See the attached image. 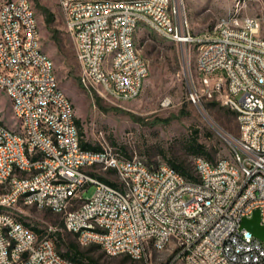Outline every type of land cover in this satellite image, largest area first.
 Here are the masks:
<instances>
[{
    "label": "built area",
    "instance_id": "2783aa9c",
    "mask_svg": "<svg viewBox=\"0 0 264 264\" xmlns=\"http://www.w3.org/2000/svg\"><path fill=\"white\" fill-rule=\"evenodd\" d=\"M66 28L75 40L79 82L101 95L127 100L138 97L150 72L139 49L130 50L133 27L145 23L130 14L131 3H142L161 16L182 41L198 44L183 0H56ZM129 6L120 15L119 6ZM179 14L187 15L180 24ZM242 18L244 19L242 21ZM257 15H222L215 23L210 49L196 65L200 88L189 92L194 102L217 100L235 113L240 134L231 154L250 164L256 181L230 164L221 168L198 160L191 181L179 180L172 170H152L138 156L117 158L112 146L85 149L81 145L75 106L61 88L53 58L42 48V36L31 0H0V89L9 96L22 130L0 120V264H82L64 257L48 229L43 235L19 219V202L49 208L63 216L65 230L82 244L97 243L107 252L148 259L153 249L174 248L162 264H264V239L242 225L260 210L264 225V32ZM228 29L225 49H218L216 32ZM122 44L121 53L111 45ZM242 47L232 84L234 94L222 91L229 53ZM104 54L112 64L103 65ZM215 58H223L215 70ZM255 72V80L240 76ZM173 104L170 96L162 107ZM196 157V156H195ZM197 158V157H196ZM113 171L114 183L90 166ZM126 182V189H116ZM86 184L93 193L82 197ZM55 230V228H54ZM174 246V247H173Z\"/></svg>",
    "mask_w": 264,
    "mask_h": 264
},
{
    "label": "rangeland",
    "instance_id": "374dc122",
    "mask_svg": "<svg viewBox=\"0 0 264 264\" xmlns=\"http://www.w3.org/2000/svg\"><path fill=\"white\" fill-rule=\"evenodd\" d=\"M31 1L39 22L42 48L55 62L59 84L72 100L77 117L81 119L84 140L93 145H111L122 154L141 157L152 165L173 166L168 163L172 160L184 162L190 173H194L195 156H200L194 150L197 144H201L211 157H217L212 161L231 157L232 145L240 134L235 112L217 100L201 98L194 102L189 99V92L195 87L200 88V75L196 68L198 52L195 48L179 46L147 25L138 27L136 46L148 60L150 72L138 97L118 100L88 90L79 82L75 40L66 28L56 0H38L54 14L50 23L45 21L36 0ZM183 2L192 29L200 32L199 35L215 34L218 18L229 13L257 15L262 22L258 35L264 32V0ZM224 79L223 75V92L226 89ZM164 96L173 99L171 106H161ZM0 120L16 130H22L13 114L9 96L1 89ZM89 168L94 173L116 179L113 171L103 172L97 165ZM94 189L95 184H86L85 190L80 193L82 197H88ZM15 208L18 216L25 221L46 232L52 228L51 237L61 251L76 244L89 256L95 257L99 264H162L174 250L171 246L163 250L153 249L148 252L147 260L132 261L126 254L106 253L97 243L82 244L76 234L63 228L62 214L49 208H37L23 202Z\"/></svg>",
    "mask_w": 264,
    "mask_h": 264
},
{
    "label": "bare ground",
    "instance_id": "6f19581e",
    "mask_svg": "<svg viewBox=\"0 0 264 264\" xmlns=\"http://www.w3.org/2000/svg\"><path fill=\"white\" fill-rule=\"evenodd\" d=\"M120 15H129V6L120 5L119 6ZM130 14H139L141 20L145 23H155V24H146L151 27L163 37L169 39L173 43L179 45V39H174L176 37V29L174 27H169L168 24L161 19V16H153L150 13V10L146 5L142 3H131L130 5ZM180 24H187V15L179 14ZM138 27H133L132 33L129 35V48L130 50H137L135 34ZM215 34L207 36V34L198 35V44L192 43L191 41H182V47L195 48L198 52L197 64L199 63V56L207 53L210 49V40L213 39ZM228 39V29H219L216 32V43L218 49H225ZM112 53H121L122 44L111 45ZM242 56V47H234L229 53V63L227 68L223 72L226 89L223 92L225 95L234 94V85L232 84L234 75L236 74V69L238 67V62ZM112 64V54H104L103 56V65ZM223 67V58H215L214 68L215 70H222ZM222 75V80H223ZM248 80H255V72H247V76H240V83H247ZM224 86L222 85V91ZM135 98L134 92H127V100H132ZM112 155L117 158H124L125 155L119 152L117 149L112 148ZM197 157V158H196ZM194 159V170L198 169V160H201L207 165H214V168H221L224 164H230L231 166L236 167L241 172V177H246V183H253L256 181V173H250V164L242 156L231 155L230 158H220L215 161L209 160L204 156H196ZM161 165L166 170H172L174 175L181 181H191V177L184 176L180 174L174 167L166 164L152 165V170H161ZM116 189H126V182H116ZM107 253V252H106ZM113 255L112 253H108ZM124 254V253H116ZM173 255V252L172 254Z\"/></svg>",
    "mask_w": 264,
    "mask_h": 264
},
{
    "label": "trees",
    "instance_id": "16d2710c",
    "mask_svg": "<svg viewBox=\"0 0 264 264\" xmlns=\"http://www.w3.org/2000/svg\"><path fill=\"white\" fill-rule=\"evenodd\" d=\"M36 3L38 4V6L41 9L42 13L45 15V21L47 23H50L53 20L54 14L46 6L40 4L38 0H36ZM235 115H236V113H235ZM77 123H78L79 128H80L81 145H82V147L85 148V149H90V150H98V149H101L102 146H100V145H93L90 142L84 140L83 128H82V124H81L80 117H77ZM194 150L196 152L200 153L198 155H204L205 157H207L210 160H214L215 158H217V157H211L208 152H205L202 149V145L201 144H197V146H195ZM203 153H205V154H203ZM125 156H128V155H125ZM128 157H131V156H128ZM168 163H170L171 165H173L172 167H174L180 174H182L184 176H187V177H194V173H192V172L190 173L189 167L184 162H176V161L172 160L171 162H168ZM101 178L105 179L106 181H108L110 183H114L112 180L108 179L106 176H103L102 175ZM49 210H51V209H49ZM19 219L23 222L24 225H26L27 227H29L32 230H35L39 235H43L46 232V230H44L42 228H39L37 225L31 224V223L25 221L23 218H20L19 217ZM74 234H76V233H74ZM77 238H78V236H77ZM55 245H56L57 250L64 257H66L68 259H71V260L76 261V262H80L82 264H99L98 263V260L95 257L89 256L86 253L85 250H82L76 244H73L72 246L68 247V249L65 250V251H61L58 248L56 242H55ZM126 255H127V258H131L132 261H135L136 259H141V258H134V257L130 256L129 254H126ZM130 264H133V262H131Z\"/></svg>",
    "mask_w": 264,
    "mask_h": 264
},
{
    "label": "water",
    "instance_id": "95a60500",
    "mask_svg": "<svg viewBox=\"0 0 264 264\" xmlns=\"http://www.w3.org/2000/svg\"><path fill=\"white\" fill-rule=\"evenodd\" d=\"M245 226L257 236L264 239V225L260 224V210L256 209L253 216L251 218H244L242 221V225Z\"/></svg>",
    "mask_w": 264,
    "mask_h": 264
},
{
    "label": "crops",
    "instance_id": "0c3cea01",
    "mask_svg": "<svg viewBox=\"0 0 264 264\" xmlns=\"http://www.w3.org/2000/svg\"><path fill=\"white\" fill-rule=\"evenodd\" d=\"M142 25H143V24H141V25L139 26V28H140ZM143 26H145V25H143ZM146 27H147V26H146ZM139 28H138V29H139ZM148 28H149V27H148ZM138 29H137V30H138ZM141 55H142V54H141ZM95 174H96V173H95ZM99 175H100V177L102 176L101 174H99ZM103 176H104V175H103ZM106 177H107V176H106ZM107 178L110 179V180H112V181L115 180V179H111V178H109V177H107Z\"/></svg>",
    "mask_w": 264,
    "mask_h": 264
}]
</instances>
